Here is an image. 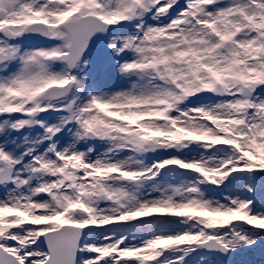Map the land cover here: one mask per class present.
<instances>
[{
	"label": "snow or ice",
	"instance_id": "1",
	"mask_svg": "<svg viewBox=\"0 0 264 264\" xmlns=\"http://www.w3.org/2000/svg\"><path fill=\"white\" fill-rule=\"evenodd\" d=\"M0 264H264V0H0Z\"/></svg>",
	"mask_w": 264,
	"mask_h": 264
},
{
	"label": "rangeland",
	"instance_id": "2",
	"mask_svg": "<svg viewBox=\"0 0 264 264\" xmlns=\"http://www.w3.org/2000/svg\"><path fill=\"white\" fill-rule=\"evenodd\" d=\"M247 259H250L252 261H257V260H261V256L259 254H256L255 256H251V257H246Z\"/></svg>",
	"mask_w": 264,
	"mask_h": 264
}]
</instances>
